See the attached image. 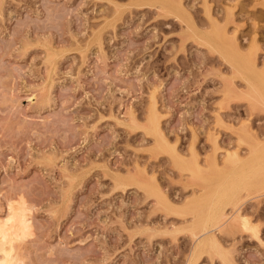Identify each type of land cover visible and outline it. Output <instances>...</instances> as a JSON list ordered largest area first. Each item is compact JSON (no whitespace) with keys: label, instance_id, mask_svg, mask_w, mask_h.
Here are the masks:
<instances>
[{"label":"rangeland","instance_id":"rangeland-1","mask_svg":"<svg viewBox=\"0 0 264 264\" xmlns=\"http://www.w3.org/2000/svg\"><path fill=\"white\" fill-rule=\"evenodd\" d=\"M263 14L264 0H0V219L30 209L23 264H264V183L226 205L215 247L195 251L190 230L225 154L248 155L243 129L264 140L248 81L264 75Z\"/></svg>","mask_w":264,"mask_h":264},{"label":"bare ground","instance_id":"bare-ground-1","mask_svg":"<svg viewBox=\"0 0 264 264\" xmlns=\"http://www.w3.org/2000/svg\"><path fill=\"white\" fill-rule=\"evenodd\" d=\"M157 1V0H156ZM258 1V0H256ZM164 2V1H163ZM175 2V1H174ZM182 2V1H181ZM171 3V2H170ZM260 3V2H259ZM168 4V3H167ZM181 4V3H179ZM183 4V3H182ZM152 5V4H151ZM187 5V4H186ZM178 6V4H177ZM229 6V5H228ZM180 7V6H179ZM188 7V6H186ZM230 7V6H229ZM160 10V9H159ZM188 11V8L186 9ZM225 10V9H224ZM229 10V9H228ZM177 11V10H176ZM185 11V9H184ZM210 11V10H209ZM233 11V10H232ZM186 12V11H185ZM230 12V11H229ZM190 13V12H189ZM226 13V11H225ZM233 12H231L232 14ZM210 14V13H209ZM120 15V14H119ZM188 15V14H187ZM191 15V14H190ZM213 15V14H212ZM264 15V14H263ZM189 16V15H188ZM167 17V16H166ZM170 17H173L170 16ZM183 17V16H182ZM187 17V16H186ZM192 17V16H191ZM190 17V18H191ZM264 17V16H263ZM116 18V17H115ZM168 18V17H167ZM178 18V17H177ZM217 18V17H216ZM215 18V19H216ZM189 19V18H188ZM210 19V18H209ZM194 20V19H193ZM188 21V20H187ZM218 21V20H217ZM216 23V22H215ZM195 26V25H194ZM215 28V26H213ZM237 27V26H236ZM238 28V27H237ZM227 29V28H226ZM239 29V28H238ZM217 30V29H216ZM226 31V30H225ZM232 31V30H231ZM234 31V30H233ZM237 31V30H236ZM235 31V32H236ZM212 32V31H211ZM230 32V31H229ZM228 32V33H229ZM193 33V32H192ZM198 33V32H197ZM233 33V32H232ZM231 33V34H232ZM194 34V33H193ZM213 34V33H212ZM216 34V33H215ZM234 34V33H233ZM237 34V33H236ZM206 35V34H205ZM220 35V34H219ZM235 35V34H234ZM189 36V35H188ZM217 36V35H216ZM233 37V36H232ZM235 37V36H234ZM205 38V37H204ZM254 38V37H253ZM218 39V38H217ZM238 39V37H237ZM235 40V38H234ZM256 40V39H255ZM236 41V40H235ZM252 42V41H251ZM212 43V42H211ZM210 43V44H211ZM220 43V42H219ZM201 44V43H200ZM209 44V43H208ZM209 44V45H210ZM227 44V43H226ZM257 44V43H256ZM206 45V44H205ZM218 45V44H217ZM255 45V43H254ZM207 46V45H206ZM219 46V45H218ZM53 47V46H52ZM242 47V46H241ZM253 47V46H252ZM251 48V46H250ZM249 48V49H250ZM233 49V48H232ZM235 49V47H234ZM255 49V48H254ZM56 50V49H55ZM215 50V49H214ZM51 51V50H50ZM251 51V49H250ZM52 52V51H51ZM239 52V51H238ZM248 52V51H247ZM219 53V51H218ZM225 53V52H224ZM227 53V52H226ZM225 53V54H226ZM232 53V52H230ZM257 53V52H256ZM223 55V54H222ZM236 55V54H235ZM249 55V54H248ZM228 56V55H227ZM234 56V54H233ZM243 56V55H242ZM252 56V55H251ZM256 56V55H255ZM225 57V56H224ZM230 57V56H229ZM249 57V56H248ZM231 59L234 57H230ZM247 58V57H246ZM249 59V58H248ZM236 60V59H235ZM237 61V60H236ZM230 63V61H228ZM253 62V61H252ZM52 63V62H51ZM232 63V60H231ZM240 63V62H239ZM248 63V62H247ZM257 63V62H256ZM255 64V63H254ZM251 67V64H248ZM253 65V64H252ZM244 66V65H243ZM240 67V66H239ZM256 67V66H255ZM51 69V68H50ZM241 69V67L239 68ZM250 70V69H249ZM243 71V70H242ZM251 72L254 71L250 70ZM245 72V71H244ZM247 72V71H246ZM242 73V72H241ZM250 73V72H249ZM248 74V73H247ZM262 74V73H261ZM254 75V73H253ZM258 75V74H257ZM49 76V75H48ZM240 76V75H239ZM249 76V75H248ZM250 77V76H249ZM248 77V78H249ZM259 77V78H258ZM242 78V76L240 77ZM257 81H255L254 79H249V83H250V88H251V95L252 97L259 102H262L264 104V75H260L257 76ZM54 79V77H53ZM246 81V80H245ZM246 83V82H245ZM238 90V89H237ZM154 92V91H153ZM226 93V92H225ZM153 95V94H152ZM156 95V93H155ZM151 96V95H150ZM151 98V97H150ZM157 100V99H156ZM152 101V100H151ZM155 101V100H154ZM262 104V105H263ZM158 106V104H157ZM157 106L154 105L152 108V113L150 116V126L153 130H155L154 132H156V134H161L160 132V128L161 126H159V115L157 111ZM150 107V106H149ZM159 108V107H158ZM150 109V108H149ZM150 111V110H149ZM162 111V110H161ZM160 111V112H161ZM133 112V111H132ZM136 115V114H135ZM137 117V116H136ZM162 117V116H160ZM120 122V121H118ZM149 125V124H148ZM160 127V128H159ZM163 127V126H162ZM131 128V127H130ZM164 129V128H163ZM153 130H151V134H153ZM145 132V131H144ZM149 132V131H148ZM146 132V133H148ZM242 132V131H241ZM164 133V132H163ZM157 134V135H158ZM165 134V133H164ZM255 134V133H254ZM252 133H250L247 130L243 129V132L241 133L240 137L241 139L247 143L248 147H249V151H248V155L247 156H241L239 155V152H228L227 157L224 163V166L219 168L216 170V179H215V185L213 186L214 188L211 190V192L209 191L206 192L207 194H209L207 197H203L202 199H198V202L196 201V207L195 209L192 208L191 211L193 213L196 214V216L198 217L197 220L198 222L196 224L191 225L190 230L191 233L194 237L198 238L197 240V244L195 245V251L199 252L201 250H203L204 248H207V246L209 247H215L216 243L214 241V237L212 236H208L205 237L206 234L208 233V231L211 229L210 227L215 224L218 223L219 220H221L222 216L224 215L225 212V207L228 204H231L233 207H238L241 203H242V192L243 191H249L252 190V188L262 185L264 183V140L260 139V137H258L257 135H254ZM155 135V134H154ZM156 135V136H157ZM259 135V134H258ZM155 136V137H156ZM160 136V135H158ZM167 136V135H166ZM161 137V136H160ZM158 138V137H157ZM162 138V137H161ZM168 138V137H167ZM166 138V139H167ZM217 138V137H216ZM169 139V138H168ZM163 140V139H162ZM239 140V139H238ZM155 144L156 139H154ZM160 141V140H159ZM216 142V140H214ZM241 141V140H240ZM218 142V141H217ZM216 142V143H217ZM160 142H158L159 144ZM162 143V141H161ZM165 143V141H164ZM166 144V143H165ZM240 144V143H239ZM164 145V144H163ZM162 145V146H163ZM167 145V144H166ZM156 146V145H155ZM160 146V145H159ZM195 146V145H194ZM165 147V146H163ZM170 147H173L172 145H170ZM169 147V148H170ZM215 147V146H214ZM218 147V146H217ZM176 148V147H175ZM195 148V147H194ZM218 148H221L218 147ZM167 149V148H166ZM177 151V149H175ZM163 151V150H162ZM173 151V149H172ZM172 151H171V155H172ZM167 152V151H166ZM195 152V151H194ZM216 152V150H215ZM214 152V153H215ZM175 153V151H174ZM179 153V152H178ZM226 153V152H225ZM174 155V154H173ZM176 156V154H175ZM173 156V157H175ZM194 156V155H193ZM197 156V155H196ZM177 157H179L177 155ZM218 157V155H217ZM224 157V156H223ZM180 158V157H179ZM195 158V157H194ZM175 159V158H173ZM177 159V158H176ZM181 159V158H180ZM222 159V158H221ZM177 161H179L177 159ZM182 162V161H181ZM184 162V161H183ZM180 163V162H179ZM196 163V162H195ZM199 163V161H198ZM217 163V162H216ZM223 163V162H222ZM175 164V163H174ZM190 164V163H189ZM187 164V165H189ZM200 164V163H199ZM219 164V163H218ZM222 165V164H221ZM220 165V166H221ZM190 166V165H189ZM195 166V164H194ZM193 167V166H192ZM202 167V166H201ZM187 168V167H186ZM185 168V169H186ZM206 168V167H205ZM214 168V167H213ZM109 169V168H108ZM143 169V168H142ZM200 169V168H199ZM111 170V169H110ZM109 170V171H110ZM144 170V169H143ZM146 170V169H145ZM144 170V171H145ZM187 171V170H186ZM147 172V171H145ZM184 172V171H183ZM188 172V171H187ZM192 172V171H191ZM198 172V170L196 171ZM141 173V172H140ZM199 173V172H198ZM214 173V172H213ZM145 174V173H144ZM196 174V173H195ZM194 175V174H193ZM117 176H119V174H117ZM123 176V175H122ZM129 176V175H128ZM127 176V177H128ZM131 176V175H130ZM129 176V177H130ZM74 177V176H72ZM125 177V176H124ZM151 177V176H150ZM154 177V176H153ZM152 177V178H153ZM193 177V176H192ZM203 177V176H202ZM209 177V176H208ZM118 178V177H117ZM123 179V177H121ZM143 178V177H142ZM150 178V179H152ZM156 178V177H155ZM206 178V177H203ZM120 179V178H118ZM127 179V178H126ZM131 179L133 180L134 178ZM193 179V178H192ZM211 179V177H210ZM213 179V178H212ZM79 180V179H78ZM135 180V179H134ZM134 180H128L130 182L134 183ZM126 181V180H125ZM77 182V181H76ZM140 182V181H139ZM138 182V183H139ZM157 182V181H156ZM117 183V182H116ZM130 184V183H129ZM143 184V183H142ZM158 184V183H157ZM190 184V183H189ZM214 184V183H213ZM73 185V184H72ZM140 185V184H139ZM147 185V184H146ZM208 185V184H207ZM75 186H77L75 184ZM149 186V184H148ZM148 186H146L148 188ZM152 186V185H151ZM156 185H154L155 187ZM161 186V185H160ZM209 186V185H208ZM123 187V186H122ZM145 187V188H146ZM157 187V186H156ZM155 187V188H156ZM143 187H141L142 189ZM212 188V187H211ZM149 189V188H148ZM147 189V190H148ZM209 189V188H208ZM152 190V189H151ZM153 191V190H152ZM157 191V189H156ZM155 191V192H156ZM162 191V190H161ZM164 191V190H163ZM202 191V190H201ZM208 191V190H207ZM154 192V191H153ZM158 192V191H157ZM194 192V190H193ZM163 193V192H162ZM204 193V192H203ZM245 194L247 192H244ZM260 193V192H259ZM154 195H156L155 193H152ZM160 194V193H159ZM166 194V193H165ZM164 194V195H165ZM196 194V193H195ZM151 195V194H150ZM153 195V197H154ZM206 195V194H205ZM158 196V195H157ZM166 196V195H165ZM169 196V195H168ZM198 196V194H197ZM202 196V194L200 195ZM214 196L215 198L211 197ZM162 197V196H160ZM167 197V196H166ZM170 197V196H169ZM196 197V196H194ZM193 198V197H192ZM197 198V197H196ZM247 198V197H246ZM169 199V198H167ZM166 199V200H167ZM171 199V198H170ZM169 199V200H170ZM207 199V201H205ZM210 199V200H208ZM211 199L214 200L213 203L211 204ZM161 200H164L161 198ZM165 200V201H166ZM191 200V199H190ZM194 200V199H193ZM210 201V202H209ZM247 201V200H246ZM168 202V200H167ZM173 202V201H172ZM189 202V201H188ZM165 203V202H164ZM170 203V201H169ZM186 203V202H185ZM194 203V202H193ZM167 204V203H166ZM178 204V203H177ZM185 205V204H184ZM230 205V206H231ZM172 206V205H171ZM176 206V205H175ZM182 207V206H180ZM242 207V206H241ZM185 208V207H184ZM190 208V206H189ZM188 206L187 209L189 210ZM208 208L207 212L204 211V209ZM157 209V208H156ZM180 209V208H179ZM182 209V208H181ZM180 209V210H181ZM227 210V209H226ZM234 210V209H233ZM164 211V210H163ZM168 213V212H167ZM243 213V212H242ZM241 213V214H242ZM30 209L25 205L24 202L21 203H10L9 205V209L8 212L6 214L5 217L0 219V260H3L6 262V264H23L22 260L18 257V255L16 254V242L25 238L27 235L30 234L31 232V218H30ZM239 214V213H238ZM192 216V215H191ZM244 216V215H242ZM188 217V216H187ZM246 217V216H245ZM191 218V217H190ZM189 218V219H190ZM191 220H194L191 218ZM196 220V219H195ZM240 220V219H239ZM243 220V219H242ZM189 222V221H188ZM187 222V224H188ZM195 222V221H194ZM193 223V222H192ZM242 224V223H241ZM244 225L253 230L252 228H254L253 226L250 228L249 225V220L244 218ZM177 227V226H176ZM182 227V226H181ZM186 228V226H184ZM183 227V228H184ZM184 228V229H185ZM213 228V227H212ZM244 228V227H243ZM155 230V229H154ZM175 230H178L175 229ZM222 230V229H221ZM234 230V229H233ZM232 230V231H233ZM189 231V230H188ZM176 233V231H174ZM181 232V231H179ZM216 232V230L214 231V233ZM254 232V231H252ZM256 232V231H255ZM258 232V231H257ZM258 234V233H256ZM211 235V234H210ZM217 235V234H216ZM193 237V238H194ZM202 237V238H201ZM216 239V238H215ZM194 240V239H193ZM196 242V240H195ZM222 244V243H221ZM222 246V245H220ZM212 249V248H211ZM225 249V248H224ZM194 250V249H193ZM226 250V249H225ZM214 252V251H213ZM223 252V251H222ZM226 252V251H225ZM19 253V252H18ZM193 253V251H192ZM209 253V252H206ZM216 253V251H215ZM199 254V253H198ZM219 254V252H218ZM217 255V254H216ZM230 255V254H229ZM198 256V255H197ZM220 256V255H219ZM222 256V255H221ZM198 258V257H197ZM193 259V258H191ZM224 259V258H223ZM197 260V259H196ZM192 261V260H191ZM190 261V263H191ZM194 262H196L195 260H193ZM193 262V263H194ZM231 263V262H230ZM229 264V263H228Z\"/></svg>","mask_w":264,"mask_h":264},{"label":"snow or ice","instance_id":"snow-or-ice-1","mask_svg":"<svg viewBox=\"0 0 264 264\" xmlns=\"http://www.w3.org/2000/svg\"><path fill=\"white\" fill-rule=\"evenodd\" d=\"M0 264H6V262L3 260H0Z\"/></svg>","mask_w":264,"mask_h":264}]
</instances>
